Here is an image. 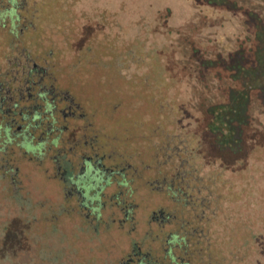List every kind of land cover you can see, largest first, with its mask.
Segmentation results:
<instances>
[{
  "label": "rangeland",
  "instance_id": "1",
  "mask_svg": "<svg viewBox=\"0 0 264 264\" xmlns=\"http://www.w3.org/2000/svg\"><path fill=\"white\" fill-rule=\"evenodd\" d=\"M34 1L26 44L52 48L60 83L113 143L147 160L167 139L187 145L215 209L195 264H264V0ZM13 146L0 264H112L129 236L57 219L65 193Z\"/></svg>",
  "mask_w": 264,
  "mask_h": 264
},
{
  "label": "flooded vegetation",
  "instance_id": "2",
  "mask_svg": "<svg viewBox=\"0 0 264 264\" xmlns=\"http://www.w3.org/2000/svg\"><path fill=\"white\" fill-rule=\"evenodd\" d=\"M28 3L0 0L1 177L17 181L15 144L37 159L65 193L68 205H60L57 219L66 211L94 230L113 229L111 238L122 231L129 236L112 264L201 261L202 240L210 239L207 213L215 212L213 192L189 161L187 145L170 146L167 139L147 160L145 152L113 143L96 124L95 109L86 106L89 99L60 83L52 48L26 44L36 11V1ZM140 187L145 190L136 201Z\"/></svg>",
  "mask_w": 264,
  "mask_h": 264
},
{
  "label": "trees",
  "instance_id": "3",
  "mask_svg": "<svg viewBox=\"0 0 264 264\" xmlns=\"http://www.w3.org/2000/svg\"><path fill=\"white\" fill-rule=\"evenodd\" d=\"M242 111V110H241Z\"/></svg>",
  "mask_w": 264,
  "mask_h": 264
}]
</instances>
